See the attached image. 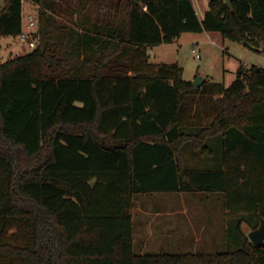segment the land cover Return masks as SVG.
Instances as JSON below:
<instances>
[{
	"label": "trees",
	"instance_id": "1",
	"mask_svg": "<svg viewBox=\"0 0 264 264\" xmlns=\"http://www.w3.org/2000/svg\"><path fill=\"white\" fill-rule=\"evenodd\" d=\"M0 1V36L26 1L40 37L0 64V264H264L241 230L264 218V68L194 90L147 54L202 32L264 50V0H209L201 21L191 0ZM204 192L236 216L225 251L134 253V196Z\"/></svg>",
	"mask_w": 264,
	"mask_h": 264
},
{
	"label": "rangeland",
	"instance_id": "2",
	"mask_svg": "<svg viewBox=\"0 0 264 264\" xmlns=\"http://www.w3.org/2000/svg\"><path fill=\"white\" fill-rule=\"evenodd\" d=\"M197 11L201 15L199 8ZM28 15H32L35 22L33 42L36 48L40 42L36 7L25 1L23 26L27 24ZM192 42L197 43L195 48L200 58L192 53L195 45ZM33 49L17 36H0V62L30 53ZM147 54L149 63L177 64L182 69L181 78L190 82L198 76H206L209 82L229 86L239 65L264 68L262 48L255 50L241 42L222 40L216 34L186 33L175 42L148 50ZM183 156L190 168L202 170L213 166L205 158L193 156L188 148L184 149ZM222 199L221 194L205 192L134 196L131 210L134 253L184 255L225 251L229 246L225 229L236 216L223 210ZM241 230L245 235L252 231L246 222L241 224Z\"/></svg>",
	"mask_w": 264,
	"mask_h": 264
},
{
	"label": "water",
	"instance_id": "3",
	"mask_svg": "<svg viewBox=\"0 0 264 264\" xmlns=\"http://www.w3.org/2000/svg\"><path fill=\"white\" fill-rule=\"evenodd\" d=\"M144 0H134L136 4L143 2ZM229 7L231 6L232 0H223ZM242 45H245L244 41H241ZM249 47H252L249 44H246ZM206 81L205 77L198 76L191 83L194 90H197L204 82ZM249 241L254 246L264 247V218H261L259 225L255 230H252L247 235Z\"/></svg>",
	"mask_w": 264,
	"mask_h": 264
},
{
	"label": "built area",
	"instance_id": "4",
	"mask_svg": "<svg viewBox=\"0 0 264 264\" xmlns=\"http://www.w3.org/2000/svg\"><path fill=\"white\" fill-rule=\"evenodd\" d=\"M27 18H28L27 24L25 26H23L22 32L17 37L19 38V40L22 43L26 44L29 48L33 49V48H35L34 42H33V38H34L33 30L35 27V22H34L32 15H28ZM195 46L196 45L192 46L193 47L192 53L195 54L196 58H200Z\"/></svg>",
	"mask_w": 264,
	"mask_h": 264
},
{
	"label": "crops",
	"instance_id": "5",
	"mask_svg": "<svg viewBox=\"0 0 264 264\" xmlns=\"http://www.w3.org/2000/svg\"><path fill=\"white\" fill-rule=\"evenodd\" d=\"M191 1L193 3L194 9L196 11L197 17H198L199 21H201L202 18H203L204 12L207 11V9H208V1L209 0H191ZM23 4H24V2H23ZM198 8L200 9L201 15L198 14V11H197ZM22 15H23V13H22ZM22 19H23V17H22ZM202 33H206V32H202ZM202 33H199V34H202ZM199 34H197V35H199ZM206 34L209 35V36H213L212 33H206ZM183 35L184 34H182L181 36H183ZM181 36L179 38L175 39L173 42L179 40L181 38ZM216 36H218V35L216 34ZM210 42L211 43H215V41H213V40H210ZM192 43L195 44V45H197V43H195V42H192ZM161 45H164V44H161ZM158 46H160V45H158ZM155 47H157V46H155ZM155 47H150V48H148V50H150L152 48H155ZM1 63H4V62H0V64ZM205 78H206V76H205ZM178 234H179V236L181 235V233H178Z\"/></svg>",
	"mask_w": 264,
	"mask_h": 264
}]
</instances>
